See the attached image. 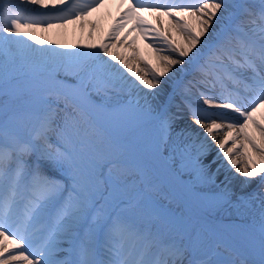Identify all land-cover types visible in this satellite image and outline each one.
I'll list each match as a JSON object with an SVG mask.
<instances>
[{
	"label": "snow or ice",
	"instance_id": "snow-or-ice-1",
	"mask_svg": "<svg viewBox=\"0 0 264 264\" xmlns=\"http://www.w3.org/2000/svg\"><path fill=\"white\" fill-rule=\"evenodd\" d=\"M104 3L0 0V264H264V0H127L99 44L37 34ZM141 37L171 53L151 78L115 51Z\"/></svg>",
	"mask_w": 264,
	"mask_h": 264
},
{
	"label": "bare ground",
	"instance_id": "bare-ground-1",
	"mask_svg": "<svg viewBox=\"0 0 264 264\" xmlns=\"http://www.w3.org/2000/svg\"><path fill=\"white\" fill-rule=\"evenodd\" d=\"M137 0H133V3H136ZM150 3L151 0H148ZM30 7V5L28 6ZM127 7V0H124V3H121V0H105L103 6L98 8L96 11L92 12L87 18L85 22V27L81 28L79 22L76 24H69L63 29H52L50 33H37L38 35L44 36L48 39H59L62 43L68 44H88V43H97L101 42V39L107 35L110 27L114 24L115 20L118 16L123 12V9ZM145 15H149L145 13ZM95 23L96 30L93 32L92 36H89V31L91 25ZM171 23H175L172 21ZM165 27L169 36L175 38L178 42L184 39L183 34L178 30L174 29L169 24V18H164V24L161 25ZM133 36H136L137 33L133 32ZM117 44V48L115 51H118L120 54L126 56L129 62L133 65L134 69L140 71L141 74H146L148 78H151L148 69L145 66L144 61H151L152 63H158V56L160 55H171L170 52L165 51L158 53L155 48H152L153 41L151 40H144L142 37L137 40L135 46L130 47L128 44L121 45L117 41H113ZM151 42V43H150ZM150 43V44H149ZM156 46H162L158 43H155ZM141 50V52H140ZM133 53L136 54V59L132 60ZM218 138H222L223 132L217 133ZM227 146H231V144H227ZM216 152L215 149L212 150L210 155L207 157L206 160H211L213 156H215ZM240 161V166L243 164L244 158L241 156H236ZM222 177V176H221Z\"/></svg>",
	"mask_w": 264,
	"mask_h": 264
},
{
	"label": "rangeland",
	"instance_id": "rangeland-1",
	"mask_svg": "<svg viewBox=\"0 0 264 264\" xmlns=\"http://www.w3.org/2000/svg\"><path fill=\"white\" fill-rule=\"evenodd\" d=\"M26 7H28V6H26ZM30 7H31V6H30ZM150 43H151V42H150ZM150 43H149V44H150ZM153 45H154V46H151L152 48L160 47V46H156L155 43H153ZM140 52H141V50H140ZM208 161H209V160H205V163H207ZM214 168H215V166H213V170H214ZM220 178L222 179V177H220ZM234 216H235V213H233V212H230V211L222 212V213H221V222H222V223H225V224L230 223V222H234V221H233Z\"/></svg>",
	"mask_w": 264,
	"mask_h": 264
}]
</instances>
